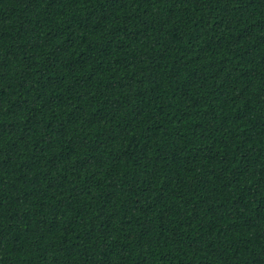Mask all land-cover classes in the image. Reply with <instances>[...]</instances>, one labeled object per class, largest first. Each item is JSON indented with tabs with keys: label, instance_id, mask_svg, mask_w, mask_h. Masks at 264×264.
Returning a JSON list of instances; mask_svg holds the SVG:
<instances>
[{
	"label": "trees",
	"instance_id": "obj_1",
	"mask_svg": "<svg viewBox=\"0 0 264 264\" xmlns=\"http://www.w3.org/2000/svg\"><path fill=\"white\" fill-rule=\"evenodd\" d=\"M0 264H264V0H0Z\"/></svg>",
	"mask_w": 264,
	"mask_h": 264
}]
</instances>
